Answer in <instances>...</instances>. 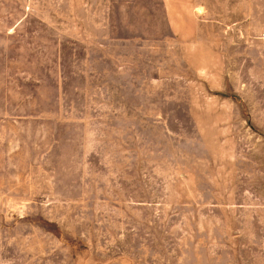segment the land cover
<instances>
[{"label": "rangeland", "instance_id": "rangeland-1", "mask_svg": "<svg viewBox=\"0 0 264 264\" xmlns=\"http://www.w3.org/2000/svg\"><path fill=\"white\" fill-rule=\"evenodd\" d=\"M175 1L0 0V264H264V3Z\"/></svg>", "mask_w": 264, "mask_h": 264}, {"label": "crops", "instance_id": "crops-1", "mask_svg": "<svg viewBox=\"0 0 264 264\" xmlns=\"http://www.w3.org/2000/svg\"><path fill=\"white\" fill-rule=\"evenodd\" d=\"M178 1V3H180V4H186V3H189L190 4V6H191V4H192V2H193V0H185L184 2H183V0H177ZM251 1L252 0H234V2H239V3H242L243 5H246V14H248L249 13V11H250V4H251ZM157 2L159 3V5L161 6V9H165V11H167V13H168V15H166V19H178V18H180V17H178V16H176V15H174L173 13H174V11H173V8H172V2H176L175 0H157ZM259 2H262V3H264V0H260ZM229 3V2H228ZM200 3L198 2H194V6H193V8L194 9H196V8H199L200 6H198ZM187 5V4H186ZM186 9H188V6L186 7ZM173 12V13H172ZM186 13H188V12H186ZM191 13H193L192 11H191ZM243 15H245V10H244V12H243ZM10 29V28H9ZM8 29V30H9Z\"/></svg>", "mask_w": 264, "mask_h": 264}]
</instances>
